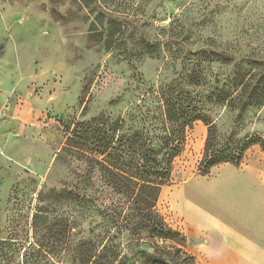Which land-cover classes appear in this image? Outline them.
Segmentation results:
<instances>
[{"label": "rangeland", "instance_id": "374dc122", "mask_svg": "<svg viewBox=\"0 0 264 264\" xmlns=\"http://www.w3.org/2000/svg\"><path fill=\"white\" fill-rule=\"evenodd\" d=\"M170 102L224 139L264 138V0H0V264H150L155 244L180 247L149 237L86 149L67 145L75 122L99 117L162 135ZM185 132L155 204L164 223L184 228L177 196L190 188L206 191L191 196L202 212L260 228L247 184L204 185L232 169L197 172L205 126ZM250 167L264 176L258 145L236 168ZM42 243L47 259L34 258Z\"/></svg>", "mask_w": 264, "mask_h": 264}, {"label": "trees", "instance_id": "16d2710c", "mask_svg": "<svg viewBox=\"0 0 264 264\" xmlns=\"http://www.w3.org/2000/svg\"><path fill=\"white\" fill-rule=\"evenodd\" d=\"M228 97H221L220 100L224 101ZM231 100H235V97ZM162 116L163 134L156 136L149 134V130L146 135L139 131L127 134V129L123 133L125 129L122 121L112 122L104 117L75 122L67 145L72 144L77 151L86 149L90 164L93 162L115 194L127 197L149 237L180 241V247L170 249H162L155 244L153 253L148 255L150 264H195L194 257L182 249L186 242L185 236L169 228L155 211L160 189L169 182L173 161L183 149L186 129L194 121H200L206 128L202 158L197 168L201 176L207 175L220 164L239 167L245 151L254 145H258L264 153V138L252 136L243 141H234L231 137L224 139L207 116L192 112L185 114L177 104L171 102L166 103ZM128 165H131L129 171L121 170ZM111 213L125 217L121 210ZM36 245L37 249L31 248L30 251L34 258L47 259L46 253L49 252L45 250L44 243Z\"/></svg>", "mask_w": 264, "mask_h": 264}, {"label": "crops", "instance_id": "0c3cea01", "mask_svg": "<svg viewBox=\"0 0 264 264\" xmlns=\"http://www.w3.org/2000/svg\"><path fill=\"white\" fill-rule=\"evenodd\" d=\"M230 168L233 170L228 169L216 182L204 181V185L209 183L221 186L227 184L226 182L231 185L232 180L237 184H247L251 192V202H255L254 210L260 212V228L253 229L243 222L241 227L237 223L241 221L237 219L233 220L236 221V227H233L225 212L218 214L220 217L215 213L202 212L200 208L203 207L192 204L191 196L194 193L195 198H203L206 191L195 189L188 194L189 188L188 191L185 190L186 193L180 192L177 200L181 202L179 210L183 216L184 228L177 231L185 236L186 242L182 249L194 257L195 264H264V176L253 167L239 172L235 166Z\"/></svg>", "mask_w": 264, "mask_h": 264}]
</instances>
